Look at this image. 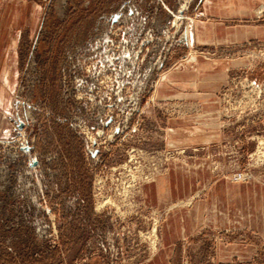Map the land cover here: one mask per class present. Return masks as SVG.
<instances>
[{
  "label": "rangeland",
  "instance_id": "obj_1",
  "mask_svg": "<svg viewBox=\"0 0 264 264\" xmlns=\"http://www.w3.org/2000/svg\"><path fill=\"white\" fill-rule=\"evenodd\" d=\"M263 141L264 0H0V264H264Z\"/></svg>",
  "mask_w": 264,
  "mask_h": 264
},
{
  "label": "bare ground",
  "instance_id": "obj_2",
  "mask_svg": "<svg viewBox=\"0 0 264 264\" xmlns=\"http://www.w3.org/2000/svg\"><path fill=\"white\" fill-rule=\"evenodd\" d=\"M264 142V141H263ZM260 147H262V146H260ZM262 154L264 155V151L262 152Z\"/></svg>",
  "mask_w": 264,
  "mask_h": 264
}]
</instances>
